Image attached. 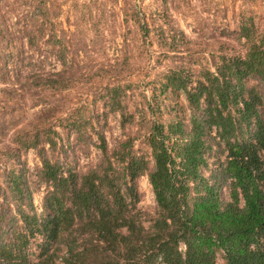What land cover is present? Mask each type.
<instances>
[{"label": "trees", "instance_id": "1", "mask_svg": "<svg viewBox=\"0 0 264 264\" xmlns=\"http://www.w3.org/2000/svg\"><path fill=\"white\" fill-rule=\"evenodd\" d=\"M15 1L25 12L18 32L37 47L49 25L46 4ZM3 21L0 35L8 30ZM141 27L147 39V24ZM236 34L238 51L220 52L195 70L170 66L132 109V85L129 95L112 85L99 98L103 110L91 117L70 109L56 125L17 129L13 141L36 150V177L46 191L37 208L22 169L7 176L0 264H264V24L242 16ZM8 36L0 37L3 66L22 61ZM45 44L65 64L62 37L51 32ZM31 85L66 87L60 72L42 73ZM110 113L118 114L123 132L112 149L103 124L95 126ZM56 126L90 139L98 162L79 171L56 158L62 150ZM88 128L96 140L86 139ZM142 177L153 212L138 206Z\"/></svg>", "mask_w": 264, "mask_h": 264}, {"label": "rangeland", "instance_id": "2", "mask_svg": "<svg viewBox=\"0 0 264 264\" xmlns=\"http://www.w3.org/2000/svg\"><path fill=\"white\" fill-rule=\"evenodd\" d=\"M31 2L46 4L48 13L49 25L37 47L29 46L24 33L18 32L25 16L19 2L6 0L0 5V22L5 19L8 26L0 37L9 35L10 48H18L22 59L10 58L7 67L0 64V204L7 190V176L21 168L37 208L46 191L36 177L40 161L36 150H23L14 143L17 129L33 124L56 125L70 109L84 110L91 117L93 111L103 110L99 98L112 85H119L128 95V85H132L135 90L129 101L132 109L136 102H144L142 89L149 97L145 86L170 66L181 63L195 70L198 62L211 64L220 52L238 51L241 46L236 40V30L242 16H252L257 23L264 24V0ZM9 7L13 11L6 13ZM41 20L34 24L35 28ZM144 23L149 30L147 39L141 27ZM51 32L62 37L66 44L65 64L59 63L53 49L45 44ZM59 72L66 86L62 91L31 85L42 73L55 76ZM101 124L107 145L112 149L123 136L118 114L110 113L95 126ZM56 129L60 134L58 145L62 146L54 154L56 158L79 171L98 162L100 151L90 139L79 141L61 127ZM86 133V139L89 135L96 140L92 129L88 128ZM139 189L142 199L138 206L144 212H153L154 196L146 177L139 179Z\"/></svg>", "mask_w": 264, "mask_h": 264}]
</instances>
